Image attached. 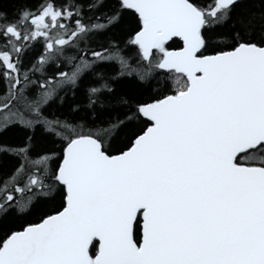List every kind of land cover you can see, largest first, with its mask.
<instances>
[{
	"label": "snow or ice",
	"instance_id": "6c2138e0",
	"mask_svg": "<svg viewBox=\"0 0 264 264\" xmlns=\"http://www.w3.org/2000/svg\"><path fill=\"white\" fill-rule=\"evenodd\" d=\"M0 264H264V0H0Z\"/></svg>",
	"mask_w": 264,
	"mask_h": 264
}]
</instances>
